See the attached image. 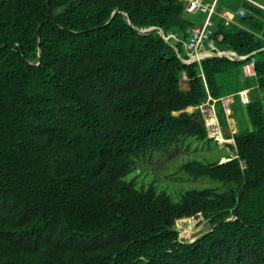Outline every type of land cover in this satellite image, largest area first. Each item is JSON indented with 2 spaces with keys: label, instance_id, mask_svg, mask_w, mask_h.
I'll return each instance as SVG.
<instances>
[{
  "label": "trees",
  "instance_id": "1",
  "mask_svg": "<svg viewBox=\"0 0 264 264\" xmlns=\"http://www.w3.org/2000/svg\"><path fill=\"white\" fill-rule=\"evenodd\" d=\"M256 1L215 0L209 15L212 48L247 57L187 64L177 51L189 58V31L209 11H189L188 0H0V264H264V0ZM124 11L133 27H160L168 39L138 34ZM252 58V75L241 76ZM228 95L230 116L253 129L234 132L224 161L180 166L217 184L174 199L123 178L140 157L189 137L217 144L198 106ZM183 219L216 226L187 242Z\"/></svg>",
  "mask_w": 264,
  "mask_h": 264
},
{
  "label": "rangeland",
  "instance_id": "2",
  "mask_svg": "<svg viewBox=\"0 0 264 264\" xmlns=\"http://www.w3.org/2000/svg\"><path fill=\"white\" fill-rule=\"evenodd\" d=\"M219 109V105H217ZM190 110V109H188ZM192 111V110H191ZM237 128V129H236ZM252 130L253 126L245 117L242 122L233 124V130ZM227 143L215 144L189 137L177 144H172L162 152H154L136 160L132 168L124 175L125 180H133L137 185L153 184L158 190L167 192L176 199L181 192L191 187H201L217 184L214 180L204 176H190L181 169V164L189 159H199L208 162L220 159L224 161L233 156L234 151ZM204 221L198 219H183L177 222L180 229L179 236L187 241L198 232L207 228Z\"/></svg>",
  "mask_w": 264,
  "mask_h": 264
},
{
  "label": "built area",
  "instance_id": "3",
  "mask_svg": "<svg viewBox=\"0 0 264 264\" xmlns=\"http://www.w3.org/2000/svg\"><path fill=\"white\" fill-rule=\"evenodd\" d=\"M213 0L211 3L208 4V15L204 19L201 25L193 26L189 31V38L186 42V47L188 49V54L190 56L197 55L201 50H204L206 47L212 48V41L209 37V26L211 22L209 20V15L213 9L214 5ZM187 9L189 11H196L200 5V0H188ZM256 4V3H255ZM244 10H239V15L243 16ZM251 64H253V58L251 59ZM249 65H243L241 67V76L248 73ZM240 100L242 103H246L248 101L247 90H242L239 92ZM221 102L223 109H229V104L227 101L224 100V97L220 98L219 100L208 98L206 102L200 104L198 106L200 113L202 115L203 122L207 128L209 137L213 138L219 143H227L230 140L226 138L222 133V128L219 123L218 115L215 110V103Z\"/></svg>",
  "mask_w": 264,
  "mask_h": 264
},
{
  "label": "water",
  "instance_id": "4",
  "mask_svg": "<svg viewBox=\"0 0 264 264\" xmlns=\"http://www.w3.org/2000/svg\"><path fill=\"white\" fill-rule=\"evenodd\" d=\"M116 12H117V10H114V11H113V13H112L110 19L107 21V23L113 18V16L115 15ZM123 13H124V15L126 16V20H127L128 24H129L131 27H133L132 22H131V19H130V15H129V13H127L126 11H124ZM133 28H134V30H135L138 34H141V35H142V34H148V33L152 32V31H157L158 33H160V35H161L165 40L168 39V36H166V35L164 34L163 30H162L160 27H157V26H152V27H149V28H136V27H133ZM177 54H178V56L183 60V62H184V63H187V64H189V63H191V62H193V61H195V60H198V59H200V58H202V57H204V56H209V55H214V56H228V57L235 56V57H237V58H239V59H243V58L247 57V56H245V55H242V56L239 55V54L237 53V51L232 50V49H230V50H225V51H216V50H214L213 48H207V49L201 50L197 55L190 56L188 59H183L182 56L180 55V53H179L178 51H177ZM224 130H225L226 135H230V132H228L227 129H224ZM232 218H235V217H231V218H229L228 220H230V219H232ZM214 226H216V224L213 225V227H214ZM210 227H211L210 224H207V228H206V229H204V230L198 232V233H197V234H196L191 240H189V241H187V242H192V241H194L199 235H201L203 232H205V231H207V230H211V229H213V227H212V228H210Z\"/></svg>",
  "mask_w": 264,
  "mask_h": 264
},
{
  "label": "crops",
  "instance_id": "5",
  "mask_svg": "<svg viewBox=\"0 0 264 264\" xmlns=\"http://www.w3.org/2000/svg\"><path fill=\"white\" fill-rule=\"evenodd\" d=\"M250 1H252L253 3H256L257 5H260L261 6V4H259L256 0H250ZM208 4H209V2H206L205 0H200L199 7L208 8ZM226 14H227V19L228 20L232 19V17H233V14L232 13L227 12ZM207 48H209V47H206L205 49H207ZM245 65H249V69H248V73L245 74V75H243V77L252 75V73H253V66H252V64L251 63H248V64H245ZM182 85H183V87H186L187 84H186V82L183 81L182 82ZM248 89L249 88H244L242 90H247V95H248ZM224 100L228 102L229 109L224 110L223 109V106H222V103L219 101V102H216L215 103V110H216V113H217V110H223L224 115L226 116V120H227V127L226 128H222L221 127L222 128V133L230 141H233L232 135L234 134V132H236V129H237L236 128L235 130H233V124L236 123V122H238L236 115L230 116V114L233 112L232 111V105H233V101H234V96L233 95H228V96L224 97ZM217 105H219V109L217 108ZM188 109H190L189 111H191V110L194 109V107H189ZM224 129H227V131L230 132V135H226Z\"/></svg>",
  "mask_w": 264,
  "mask_h": 264
}]
</instances>
